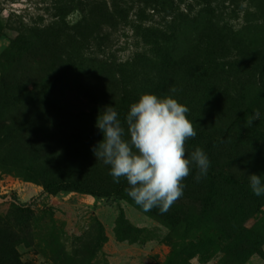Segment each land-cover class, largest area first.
I'll return each mask as SVG.
<instances>
[{"label": "rangeland", "instance_id": "374dc122", "mask_svg": "<svg viewBox=\"0 0 264 264\" xmlns=\"http://www.w3.org/2000/svg\"><path fill=\"white\" fill-rule=\"evenodd\" d=\"M173 85L187 154L210 167L144 212L93 154L96 119ZM252 173L264 181V0H0V247L20 264H264ZM62 181L84 191L44 189Z\"/></svg>", "mask_w": 264, "mask_h": 264}, {"label": "clouds", "instance_id": "9594fccd", "mask_svg": "<svg viewBox=\"0 0 264 264\" xmlns=\"http://www.w3.org/2000/svg\"><path fill=\"white\" fill-rule=\"evenodd\" d=\"M171 86L167 94H142L130 105L123 120L114 106L99 112L95 127L103 139L92 148L97 161L110 166L114 183L126 179L127 195L144 212L158 208L167 213L179 200L186 185L183 181L195 167V180L205 177L210 167L207 153L200 147L187 154L186 141L197 135L188 118L190 109L180 103ZM258 110L246 120L251 126L258 120ZM249 183L256 196L264 195V181L260 175L249 174Z\"/></svg>", "mask_w": 264, "mask_h": 264}, {"label": "trees", "instance_id": "16d2710c", "mask_svg": "<svg viewBox=\"0 0 264 264\" xmlns=\"http://www.w3.org/2000/svg\"><path fill=\"white\" fill-rule=\"evenodd\" d=\"M44 189L47 191H58V190H75V191H84L80 184L70 181H62V182H51L49 184L44 185ZM85 193V192H84ZM13 205L19 209H27L30 205L27 203H17L15 200L13 201ZM17 254L14 251L13 247H0V264H20L17 259Z\"/></svg>", "mask_w": 264, "mask_h": 264}]
</instances>
